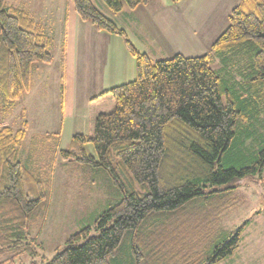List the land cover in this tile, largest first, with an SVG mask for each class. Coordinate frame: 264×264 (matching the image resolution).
Masks as SVG:
<instances>
[{
  "label": "trees",
  "instance_id": "1",
  "mask_svg": "<svg viewBox=\"0 0 264 264\" xmlns=\"http://www.w3.org/2000/svg\"><path fill=\"white\" fill-rule=\"evenodd\" d=\"M103 1L119 12L150 0ZM72 2L80 18L124 37L136 61V76L100 93L113 108L96 113L91 134H75L59 154L64 161L105 170L120 199L95 219L97 234L89 236L92 227L85 226L51 259L32 263L217 264L231 256L247 221L217 242L215 220L211 212L209 218L204 213L212 210L209 203L220 192L237 187L248 175L263 179L264 140L249 162L228 164L248 131L246 111L252 103L236 105L228 96L223 100L221 76L211 65L210 53L153 60L92 0ZM45 41L44 27L28 11L0 0L3 113L30 88L33 65L53 61ZM213 50L224 63L237 50L250 54L247 80L264 102V0H241L234 6ZM27 126L26 120L17 129L0 126V256L34 254L31 230L48 206L47 176L24 166L20 157ZM86 141L94 145L96 156L87 154Z\"/></svg>",
  "mask_w": 264,
  "mask_h": 264
},
{
  "label": "rangeland",
  "instance_id": "2",
  "mask_svg": "<svg viewBox=\"0 0 264 264\" xmlns=\"http://www.w3.org/2000/svg\"><path fill=\"white\" fill-rule=\"evenodd\" d=\"M92 2L98 8H107L103 0H92ZM60 3L61 0H16L14 2L15 6L28 9L35 19L46 18L48 12L44 6L51 5L47 19L48 28L51 27L54 52L60 46L62 29L66 21V9ZM221 11V9L218 10L216 13L219 15L205 23L203 25L205 27L201 30L202 33H206V35L201 34V37L203 45L207 47L227 23ZM158 45L160 44H155L153 49ZM210 54L211 65L221 76L220 89L223 100L227 101L228 96L236 105L239 101L252 103L251 108L246 111L251 120V123L247 125L248 131L244 133L243 139L237 142L229 156L228 164L239 167L253 158L264 140V102L256 98L247 80L248 72L251 70L249 53L237 50L230 54L231 60L227 63L223 62L222 57L215 53V50H211ZM96 59L97 56L92 51L91 55L85 58V66L88 68V64ZM88 70L87 88L83 89L84 104H80L87 112L90 108L89 105L86 106L85 100L97 92V64L90 63ZM103 99L104 97L100 94L91 99L96 101L93 113L109 111L113 108V103L108 108L107 104H103ZM37 100L36 95L32 100L20 99L14 108L4 110L5 113L0 111V126H11L17 129L23 127L22 121H28L27 135L21 144L20 157L24 166L35 171H43V176H47L46 181L50 189L48 206L35 218L31 230V236L34 238V254H30L29 251L19 255L7 253L0 256V264H33V259L37 261L51 259L64 248L67 238L81 228L90 225L92 229L89 236L97 234L94 228L95 219L112 203L120 199L117 187L113 182L110 185L105 170L67 162L60 157L59 150L68 149L73 136L78 131L88 135L89 128L82 127L83 130L73 132L81 125V120H72L68 116L66 129L60 132V135H52L54 129L60 125L59 120H52V111L59 109L60 102L54 103L55 105L48 103L40 106ZM105 100L108 98L106 97ZM98 102L103 104L101 110ZM2 108L3 99L0 94V109ZM48 132L51 134L50 138L46 137ZM248 134L251 136L246 139ZM83 147L87 154L96 156L91 142H84ZM209 204L212 210L206 209L204 214L208 216L211 212L210 218L215 220L212 226L218 228L214 233V239H218L217 242L223 240L227 234L236 233L239 226L247 221L241 234L242 242L239 248L232 256L218 264H264V172L263 179H260L258 175L250 174L246 181H242L235 188L220 192ZM222 206L224 209L220 212ZM210 238L208 240L212 241L213 239ZM83 241L84 239L80 242Z\"/></svg>",
  "mask_w": 264,
  "mask_h": 264
},
{
  "label": "crops",
  "instance_id": "3",
  "mask_svg": "<svg viewBox=\"0 0 264 264\" xmlns=\"http://www.w3.org/2000/svg\"><path fill=\"white\" fill-rule=\"evenodd\" d=\"M6 1L9 7L15 6L16 0ZM240 1L150 0L136 8H124L119 12H113L104 6V9L99 8L120 28L125 30L128 38L140 51L146 52L153 60H157L170 58L178 53L186 56L210 53L214 41L227 27L232 8ZM60 4L66 9V21L62 29L60 46L55 52L52 51L53 37L50 32L51 27L48 28L47 19L50 15L51 5L44 6L48 12L46 18L35 19L33 17L45 29V42L53 54V61L51 63H35L32 68L31 86L20 99L32 100L33 96L36 95L37 104L40 106L48 103L55 105L54 103L60 102L59 109L52 111V120H59L60 123L53 132H58L59 135L66 129L68 116L72 120H81V125L73 132L83 130L82 127H88V134H91L92 118L95 115L93 109L96 103L91 99L107 89L132 80L130 78L136 76V61L129 52L123 36L100 30L90 21L80 18L72 0H61ZM220 9L222 10L221 15H224L227 23L220 29V33L213 37L210 46L207 47L203 45L201 37V34L206 35V33H202L201 30L205 27L203 26L205 23L219 15L216 12ZM25 10L29 12L28 9ZM155 44L160 45L153 49ZM92 51L97 56L95 61L90 62L97 64V92L85 100L86 106L89 105L90 108L88 113L80 104H84L82 101L83 89L87 88L86 83L89 78L87 73L90 63L87 68L85 58L87 55H91ZM51 96L52 98H50ZM103 101V104L107 103L108 106L111 104L109 100L103 99ZM97 104L101 110L103 104L101 105L100 102ZM77 133L81 132L78 131Z\"/></svg>",
  "mask_w": 264,
  "mask_h": 264
}]
</instances>
